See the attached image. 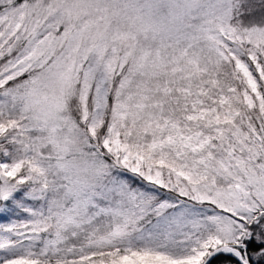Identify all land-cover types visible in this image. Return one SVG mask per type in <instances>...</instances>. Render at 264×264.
I'll return each instance as SVG.
<instances>
[{
  "label": "snow or ice",
  "instance_id": "1",
  "mask_svg": "<svg viewBox=\"0 0 264 264\" xmlns=\"http://www.w3.org/2000/svg\"><path fill=\"white\" fill-rule=\"evenodd\" d=\"M0 264H264V0H0Z\"/></svg>",
  "mask_w": 264,
  "mask_h": 264
}]
</instances>
